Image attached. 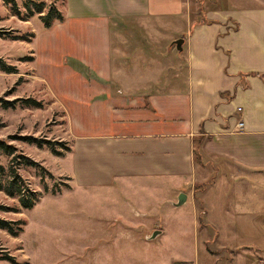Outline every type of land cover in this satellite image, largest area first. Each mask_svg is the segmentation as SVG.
<instances>
[{
    "label": "rangeland",
    "instance_id": "obj_1",
    "mask_svg": "<svg viewBox=\"0 0 264 264\" xmlns=\"http://www.w3.org/2000/svg\"><path fill=\"white\" fill-rule=\"evenodd\" d=\"M29 1L0 0V60L14 69L0 66V100L14 103H0V141L35 163L21 166L20 174L38 199L27 210L0 190V217L22 223L18 236L0 229V264H264V171L256 176L230 163L198 159L195 191H181L194 199L177 206L175 191H146L158 184L122 181L107 188L98 168L85 169V139L99 143L100 120L106 118L100 102L112 97L107 89L118 88L92 70L100 61L101 30L84 29L91 10L85 0H33L46 4L33 15ZM183 1L196 24L225 20L233 11L264 13V0ZM53 4L65 20L47 29L40 16ZM115 23L114 30L132 24L134 31H117L113 39H132L133 33L140 39L138 21H124L120 29ZM154 51L156 91L174 90L169 73L157 68L160 62L177 65V55ZM15 155H0V163L8 167ZM155 231L161 233L153 238Z\"/></svg>",
    "mask_w": 264,
    "mask_h": 264
},
{
    "label": "crops",
    "instance_id": "obj_2",
    "mask_svg": "<svg viewBox=\"0 0 264 264\" xmlns=\"http://www.w3.org/2000/svg\"><path fill=\"white\" fill-rule=\"evenodd\" d=\"M85 1L91 10L84 29L101 30L100 61L92 68L73 59L92 68L99 80L118 85L115 92L105 91L111 99L100 102L106 118L100 120L99 143L85 139L86 170L98 168L107 188L122 181L158 184L146 191H175L177 199L181 191H195L202 170L198 159L263 175L264 79L249 75L264 76L262 10L254 16L233 11L225 20L196 24L187 17L183 0ZM129 20L138 21L140 39L134 33L132 39H113L117 31L128 36L134 30L132 24L114 30L111 22L120 29ZM179 39H184L182 51L175 45ZM156 48L177 55V65L160 62L157 68L169 73L174 90L156 91ZM191 199L188 193L187 203Z\"/></svg>",
    "mask_w": 264,
    "mask_h": 264
},
{
    "label": "trees",
    "instance_id": "obj_3",
    "mask_svg": "<svg viewBox=\"0 0 264 264\" xmlns=\"http://www.w3.org/2000/svg\"><path fill=\"white\" fill-rule=\"evenodd\" d=\"M35 4V5H34ZM35 9H34V7ZM46 4L44 2L34 3L33 0H30L26 4V9L30 15L35 13L41 14L45 9ZM41 21L45 28L51 29L56 22H63L65 20V16L61 10L53 5L50 6V9L47 14L40 16ZM238 24L236 23V29L238 30ZM1 68H5L8 72H13L14 69L10 67H6V64L0 60ZM251 76H257L264 79L263 75L251 73ZM246 75L242 74L241 77H245ZM243 88H247L248 85L242 86ZM0 103L4 108H9L14 105V103L9 101H1ZM23 140L28 141L30 144H37V146L42 147L43 144H49L52 149L54 148L52 143H46L39 141L38 139L32 138H24ZM17 149L4 141H0V155H6L7 157H11L15 155ZM35 163L29 158L22 154L15 155L12 159L11 163L8 167L3 166L0 163V190H4L12 197H18L21 206L24 209L31 210L35 206V202L38 199L37 193L31 189L30 185L24 179V177L20 174L21 166H30ZM22 223L20 222H12L0 217V229L9 232L14 236H18L22 232Z\"/></svg>",
    "mask_w": 264,
    "mask_h": 264
},
{
    "label": "water",
    "instance_id": "obj_4",
    "mask_svg": "<svg viewBox=\"0 0 264 264\" xmlns=\"http://www.w3.org/2000/svg\"><path fill=\"white\" fill-rule=\"evenodd\" d=\"M183 43H184V39H179V40H177L176 42H175V45H176V47H177V49L179 50V51H182V45H183ZM187 201V195L186 194H184V193H181L180 195H179V197H178V203H177V206H181V205H183L185 202ZM161 232L160 231H155L154 233H153V238H155L157 235H159Z\"/></svg>",
    "mask_w": 264,
    "mask_h": 264
},
{
    "label": "built area",
    "instance_id": "obj_5",
    "mask_svg": "<svg viewBox=\"0 0 264 264\" xmlns=\"http://www.w3.org/2000/svg\"><path fill=\"white\" fill-rule=\"evenodd\" d=\"M239 110L241 111V109H239ZM242 126H243V124L242 123H239L238 127L240 128Z\"/></svg>",
    "mask_w": 264,
    "mask_h": 264
}]
</instances>
